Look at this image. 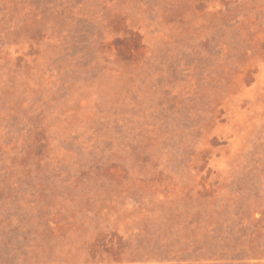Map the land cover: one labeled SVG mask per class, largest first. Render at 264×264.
I'll return each mask as SVG.
<instances>
[{
    "label": "rangeland",
    "instance_id": "obj_1",
    "mask_svg": "<svg viewBox=\"0 0 264 264\" xmlns=\"http://www.w3.org/2000/svg\"><path fill=\"white\" fill-rule=\"evenodd\" d=\"M0 264H264V0H0Z\"/></svg>",
    "mask_w": 264,
    "mask_h": 264
}]
</instances>
